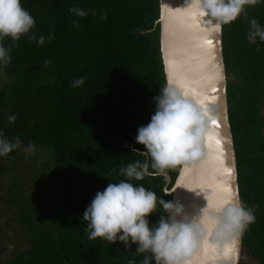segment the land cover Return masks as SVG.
<instances>
[{"label": "trees", "instance_id": "1", "mask_svg": "<svg viewBox=\"0 0 264 264\" xmlns=\"http://www.w3.org/2000/svg\"><path fill=\"white\" fill-rule=\"evenodd\" d=\"M21 5L35 18L37 40L50 33L55 38L43 46L27 36L15 44L2 41L11 49V63L0 65V132L13 142L18 137L20 144L0 162L22 161V179L33 186L24 192L17 180L3 197L27 243L13 253L0 249V264H142L146 254H137L135 245L89 240L83 213L97 191L125 179L121 167L145 159L131 149L144 150L135 142L137 130L150 122L154 97L167 86L160 0H21ZM73 6L88 15L75 16ZM252 19L264 27V0L223 26L240 199L255 215L242 235L240 264H264V43L248 42ZM81 77L84 84L71 87ZM30 143L32 152L26 151ZM180 170L131 182L173 203L167 191ZM163 215L158 199L149 226Z\"/></svg>", "mask_w": 264, "mask_h": 264}, {"label": "clouds", "instance_id": "2", "mask_svg": "<svg viewBox=\"0 0 264 264\" xmlns=\"http://www.w3.org/2000/svg\"><path fill=\"white\" fill-rule=\"evenodd\" d=\"M257 3L258 0H191L196 11L217 28L233 23L241 14H246V6ZM70 12L78 17L88 15L78 6L70 8ZM106 18V15H101V19ZM249 23L248 42L255 44L259 40L264 43V27L255 19ZM73 24L78 26L76 21ZM35 26V18L22 7L21 0H0V65L11 63V49L2 43L5 38H10L15 44L27 36L29 42H36L38 46L55 38V34L50 33L48 37L40 36L37 40L32 32ZM44 63L48 65L51 61ZM84 82L85 78L81 77L71 87L78 88ZM154 103L155 112L150 122L138 128L135 138L144 150L131 149L132 153H138L145 159L121 167L119 174L125 179L110 182L103 191L96 192L83 213L85 232L92 241L119 242L126 249L135 245L137 254H146L142 264H152L153 261L155 264H191L194 251L207 239L208 226L215 229L216 245L232 246L254 222V209L242 202H228L219 207L207 202L199 219L188 221L185 218L178 222L176 218L183 214L182 207L158 198L155 192L142 184L136 186L131 182L142 181L145 177H167L169 170L183 167L203 155L209 130L199 101L165 86L154 97ZM9 120L13 122L15 117H9ZM19 144L18 137L13 142L0 132V157H7ZM34 150V144L30 143L26 151ZM158 199L167 217L161 216L158 224L150 227L148 217L156 212ZM128 264H135V261L130 260Z\"/></svg>", "mask_w": 264, "mask_h": 264}, {"label": "water", "instance_id": "3", "mask_svg": "<svg viewBox=\"0 0 264 264\" xmlns=\"http://www.w3.org/2000/svg\"><path fill=\"white\" fill-rule=\"evenodd\" d=\"M160 7L161 51L167 86L199 101L209 130L202 157L181 167L172 189L167 191L166 188L173 195V204L183 209L177 221L183 222L185 218L191 221L200 218L207 202L214 207L233 201L241 202L229 120L223 26L216 28L209 23L191 5V0H160ZM208 39H212L213 43L209 44ZM172 46L175 49L173 53ZM212 172L227 180V203H222L225 187L220 182L217 185L220 194L217 204L206 197V192L203 199L199 198L193 187L198 179L217 180ZM207 186L205 182L203 188ZM206 231L207 239L194 251L190 258L191 264H240L242 237L238 243L221 246L217 252L212 249L215 229L208 226ZM218 255L220 258H217Z\"/></svg>", "mask_w": 264, "mask_h": 264}, {"label": "rangeland", "instance_id": "4", "mask_svg": "<svg viewBox=\"0 0 264 264\" xmlns=\"http://www.w3.org/2000/svg\"><path fill=\"white\" fill-rule=\"evenodd\" d=\"M1 84L2 77L0 76V86ZM22 164H24L22 161L14 159H5L0 162V168L4 170L0 172V249H7L6 253H13L27 243L25 231L19 226L18 216H16L17 222L15 223V218L7 215V204L3 199L17 180L20 181L21 184L18 183V185L24 192L33 186L30 179L28 181L22 179L26 176L25 167L24 174L22 173Z\"/></svg>", "mask_w": 264, "mask_h": 264}, {"label": "bare ground", "instance_id": "5", "mask_svg": "<svg viewBox=\"0 0 264 264\" xmlns=\"http://www.w3.org/2000/svg\"><path fill=\"white\" fill-rule=\"evenodd\" d=\"M174 50L175 49L172 46V53L174 52ZM212 173H213L212 175L214 176V178L217 179V180H213V181H216L217 183H214L209 178H207V180H204V178H203V179H198L194 183L193 187L195 188V191H196L199 198L203 199L205 196V192H206V197L209 200H211L213 203L217 204L216 200L219 199V197H220V194L217 190V185L220 182L221 186L225 187V189H224L225 195L223 196L222 203H227V201L225 199L226 198V192H227V180L225 178H223L222 176H217V174L214 172H212ZM205 182H207L208 188L207 187L203 188ZM220 248H221V246L214 244V248H212V249H213V251L217 250V252H219ZM217 258H220V255H218Z\"/></svg>", "mask_w": 264, "mask_h": 264}, {"label": "snow or ice", "instance_id": "6", "mask_svg": "<svg viewBox=\"0 0 264 264\" xmlns=\"http://www.w3.org/2000/svg\"><path fill=\"white\" fill-rule=\"evenodd\" d=\"M203 15V14H202ZM217 28V27H216ZM209 44H212L213 43V40L212 39H208L207 41ZM213 123H216V121H213Z\"/></svg>", "mask_w": 264, "mask_h": 264}]
</instances>
